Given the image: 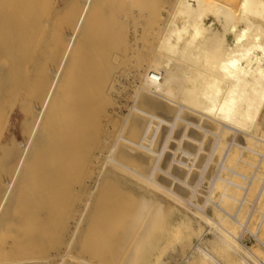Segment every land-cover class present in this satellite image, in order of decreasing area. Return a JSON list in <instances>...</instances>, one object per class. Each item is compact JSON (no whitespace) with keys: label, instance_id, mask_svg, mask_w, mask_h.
Instances as JSON below:
<instances>
[{"label":"bare ground","instance_id":"bare-ground-1","mask_svg":"<svg viewBox=\"0 0 264 264\" xmlns=\"http://www.w3.org/2000/svg\"><path fill=\"white\" fill-rule=\"evenodd\" d=\"M98 1L0 0V122L19 98L28 139L0 133V264H164L171 232L198 237L188 264H264L240 217L264 167V0Z\"/></svg>","mask_w":264,"mask_h":264},{"label":"rangeland","instance_id":"rangeland-1","mask_svg":"<svg viewBox=\"0 0 264 264\" xmlns=\"http://www.w3.org/2000/svg\"><path fill=\"white\" fill-rule=\"evenodd\" d=\"M42 1H44V3L45 4H47V6L49 7L50 5H51V7H50V9L49 10H52L53 9V7H54V5H55V7H54V9L55 8H61V7H64L65 5H67L68 4V2L70 3V5L72 4V3H74L75 1H77V0H53V1H51V0H42ZM100 2L102 1V0H99ZM98 1V2H99ZM104 1V0H103ZM102 1V2H103ZM114 1H116L117 3H119L118 5H119V7L116 5L114 8H120L121 7V9H123L124 11H127L130 7H134L133 6V3L135 2V0H134V2H132V6H131V1L132 0H114ZM114 1H112V2H110V0L108 1V0H105V2H107L108 3V5L110 4V6H108V8L109 9H112L113 8V5L111 6V4H113L114 3ZM129 1H130V3H129ZM136 1H139V0H136ZM152 1L153 0H151V2L150 3H148L149 4V6L147 5V4H144L145 6L143 7L141 4H143V3H141L142 1L140 0V5H141V7H143V8H145L146 6H148V7H146V9L147 8H149L148 9V11H147V13L149 12V10H151L150 11V13H148V15H150V14H152L153 13V10L155 9V4L153 3L152 5H151V3H152ZM63 2H64V4H63ZM98 2H97V8H99L98 9V11L97 12H100L99 13V15L101 14V16L102 15H105V13H103L104 12V8H106L107 6H106V4H105V2H103V5H104V8H103V6H102V2H101V5H100V2H99V4H98ZM110 2V3H109ZM115 2V3H116ZM124 4H123V3ZM234 5H236L237 6V4H238V2H239V0H234ZM67 3V4H66ZM130 4V7H129V4ZM237 3V4H236ZM49 4V5H48ZM128 4V5H127ZM137 3H135L134 5H136ZM69 5V4H68ZM100 5V6H99ZM126 5H127V7H126ZM139 5V4H138ZM138 5L137 6H135L134 8H136V7H138ZM140 5H139V7H140ZM151 5V6H150ZM47 6H44V7H47ZM106 6V7H105ZM43 7V8H44ZM47 7V8H48ZM124 7V8H123ZM141 7L140 8H138V10H140L141 9ZM154 9H153V8ZM46 8V9H47ZM52 8V9H51ZM100 8H102L103 9V11L101 12L100 10H102V9H100ZM108 8L107 9H105V10H107L108 11ZM118 8L116 9V11L118 10ZM150 8H152V9H150ZM48 10V9H47ZM113 10V9H112ZM132 10H134V11H132ZM44 12L46 11L45 10V8H44V10H43ZM106 11V12H107ZM110 11V10H109ZM115 11V14L117 13L118 14V11H121L122 12V10H118L117 12ZM123 11V12H124ZM130 11V12H129ZM128 11V13L130 14V17H134V16H136V15H133L134 13H136V12H140V11H137V9H132V8H130V10ZM142 11V10H141ZM68 12V11H67ZM122 12V14H124V16L126 17V16H128V14H127V12H125V13H123ZM132 12H133V14H132ZM152 12V13H151ZM79 13V12H78ZM77 13V14H78ZM108 13V12H107ZM113 13H114V11H113ZM65 14V13H64ZM68 14V13H67ZM112 14V13H111ZM120 12H119V15H122ZM61 15H63V14H61ZM60 15V16H61ZM79 15H80V13H79ZM78 15V16H79ZM131 15H133V16H131ZM69 17L70 16H72V15H68ZM67 15H66V17H68ZM74 16V15H73ZM73 16H72V18H73ZM77 16V15H76ZM65 17V16H64ZM63 17V18H64ZM75 17V16H74ZM80 17V16H79ZM78 17V18H79ZM77 18V17H76ZM66 19V18H65ZM65 19H62L61 18V21L62 20H65ZM69 19V18H68ZM78 20V19H77ZM132 20V19H131ZM69 21H72V19L71 20H69ZM73 21H74V19H73ZM72 21V22H73ZM130 21V20H129ZM133 21V20H132ZM58 22H60V20H58ZM134 22V21H133ZM63 23H64V21H63ZM68 22L67 21H65V23L64 24H66V28L68 29V26H69V24H67ZM71 23V22H70ZM58 24H60V23H58ZM73 24H75V21H74V23ZM63 25V24H62ZM60 26H61V24H60ZM63 27H65L64 25H63ZM70 27V26H69ZM19 98L17 99V100H14V102L13 103H11L10 104V110L8 109V111H7V114L8 113H10V114H6V117L4 116V118L3 119H5V120H1V122H0V126H1V129H2V132H1V130H0V133H1V135H2V142L5 144V145H7L8 146V148H9V150H11V151H13V152H15V153H18V154H20L21 152H23V150L25 149V146H26V143H27V140L28 139H26V133H25V131H24V121H25V117H24V115H23V112L21 111V109H20V105H19ZM9 111H11V112H9ZM9 116V117H8ZM7 120V121H6ZM3 125V126H2ZM4 128V129H3ZM3 133V134H2ZM6 140V141H5ZM26 140V141H25ZM13 149V150H12ZM15 150V151H14ZM19 151V152H18ZM248 162L250 163V164H252V165H255V164H257L258 163V160L256 159V158H254V161H249L248 160ZM257 162V163H256ZM238 168L240 169L239 171L240 172H242L243 174H245V175H247V176H251L252 175V173L254 172V169H253V167H250V166H248L247 164L245 165V163H243V162H239L238 164ZM242 166V167H241ZM243 166H245V167H243ZM262 166H264V165H262ZM241 167V168H240ZM260 175V177L258 176V178L254 181V183H253V185H252V188H251V191L249 192V194H248V197H247V203H245V205H244V207L242 208V211H241V213H240V217H241V219H242V221H244L245 223L247 222V225H248V229L251 231V232H256V230L258 229V226H259V223H260V220H261V218L263 217L262 215H263V213H264V197H262V199L263 200H261V202L258 204V209H257V212H254V217H252L251 219L252 220H247V217H248V215L250 214V212H251V209H253L252 207H253V204H254V202L256 201V199H257V196H258V194H259V191H260V189H261V187L263 186V180H264V167H261L260 168V173H259ZM237 179V178H236ZM260 179V180H259ZM237 181H238V183L239 184H244V183H248L247 181H244V180H240V179H237ZM243 182V183H242ZM242 195H243V193L242 192H240V199H241V197H242ZM264 196V195H263ZM254 201V202H253ZM233 209V208H232ZM234 209H238L237 208V206L234 208ZM236 210H234L235 212H236ZM233 210H232V214H234L235 212H234ZM259 211V212H258ZM262 211V212H261ZM234 212V213H233ZM124 222H125V220L124 221H122V223H121V225H123L124 224ZM107 222H105V225H107L106 224ZM264 223V222H263ZM101 224H103V222H101ZM254 224V225H253ZM104 225V224H103ZM120 225V226H121ZM253 228H254V230H253ZM122 229V228H121ZM120 229V230H121ZM261 230V231H260ZM260 230H259V235H258V237H259V240H261L262 242H264V224H262V226L260 227ZM263 234H261V233ZM170 233V232H169ZM252 233V234H253ZM251 234V235H252ZM173 235H178V234H173L172 232L170 233V237L171 238H173V239H171L170 240V237H169V239L167 240L168 241V244H167V241H166V243H165V245H167V247L166 246H164V248H166V249H163L162 251H163V255H162V259H163V261H164V264H188L189 262H191L192 261V257H189V253L191 252V250H192V247L195 245V243H197V241H198V237L195 235H191V236H189L190 238H189V240H188V238H187V235H189V233H186V232H183V233H181V234H179L178 236H173ZM182 235V236H181ZM249 233H245V235H244V239H243V243L244 244H246L247 246H251L252 248H253V250H255V248H257V249H260L261 251H263V255H264V246H262L259 242H257V240H255V238L253 237V236H251ZM184 236H185V238H184ZM206 237H207V240L208 239H210L211 238V235L210 234H205V239H206ZM260 237H262V238H260ZM176 238V239H175ZM187 238V239H186ZM192 238V239H191ZM175 240V241H174ZM179 240H181V241H179ZM170 241H172V242H170ZM188 242V243H187ZM256 242V243H255ZM174 244V245H173ZM186 244V245H185ZM260 245V246H257V245ZM192 245V246H191ZM53 249V248H52ZM54 250H55V247H54ZM166 252H168V253H166ZM166 253V254H165ZM121 255H122V253H121ZM185 255V256H184ZM43 256L44 257H47V254L45 253V254H43ZM49 256V255H48ZM166 256V257H165ZM194 256V255H193ZM51 257V256H50ZM107 257H108V255H107ZM52 258V257H51ZM50 258V259H51ZM181 258V259H180ZM191 260V261H190ZM262 260L264 261V259H263V257H262Z\"/></svg>","mask_w":264,"mask_h":264}]
</instances>
